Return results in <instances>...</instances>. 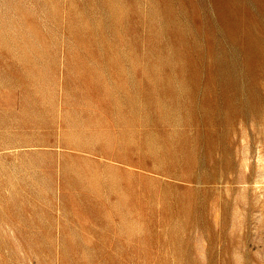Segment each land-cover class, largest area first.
<instances>
[{"label":"rangeland","instance_id":"rangeland-1","mask_svg":"<svg viewBox=\"0 0 264 264\" xmlns=\"http://www.w3.org/2000/svg\"><path fill=\"white\" fill-rule=\"evenodd\" d=\"M0 264H264V0H0Z\"/></svg>","mask_w":264,"mask_h":264},{"label":"crops","instance_id":"crops-1","mask_svg":"<svg viewBox=\"0 0 264 264\" xmlns=\"http://www.w3.org/2000/svg\"><path fill=\"white\" fill-rule=\"evenodd\" d=\"M66 222H68L67 224H65ZM52 229H54L55 232H58L59 235H56V237L62 238L65 237L66 232H77V231H83L85 233V237H89V238H95L94 236H88L87 232L92 231L95 228L94 224L92 222L89 221H84V222H76V219H72V220H68V221H59L56 222V224H54V226L52 227ZM66 237H77V236H73V235H69ZM80 237V236H79ZM100 238V237H97Z\"/></svg>","mask_w":264,"mask_h":264}]
</instances>
